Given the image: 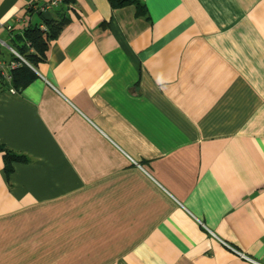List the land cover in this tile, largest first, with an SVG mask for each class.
I'll return each instance as SVG.
<instances>
[{
	"label": "crops",
	"instance_id": "0c3cea01",
	"mask_svg": "<svg viewBox=\"0 0 264 264\" xmlns=\"http://www.w3.org/2000/svg\"><path fill=\"white\" fill-rule=\"evenodd\" d=\"M49 1L0 0V69ZM141 2L75 0L0 93V264H264V0Z\"/></svg>",
	"mask_w": 264,
	"mask_h": 264
},
{
	"label": "trees",
	"instance_id": "16d2710c",
	"mask_svg": "<svg viewBox=\"0 0 264 264\" xmlns=\"http://www.w3.org/2000/svg\"><path fill=\"white\" fill-rule=\"evenodd\" d=\"M60 4L47 12H41L42 4H33L27 8V13H35L40 22L28 26L21 34H11L9 48L15 51L26 64L9 52V62L0 69V93L13 89L15 94L20 93L26 86L36 79L32 71L39 63L45 60V53L50 42L54 41L61 30L70 22L68 11L74 5L75 0H60ZM112 9H120L132 6L135 9V17L147 19V10L141 0H107ZM10 62L18 64L16 68H5ZM5 69V70H4ZM8 76V80L5 78ZM2 154L3 174L6 179L13 172L16 164L27 163V158L22 154L14 153L0 144Z\"/></svg>",
	"mask_w": 264,
	"mask_h": 264
},
{
	"label": "built area",
	"instance_id": "2783aa9c",
	"mask_svg": "<svg viewBox=\"0 0 264 264\" xmlns=\"http://www.w3.org/2000/svg\"><path fill=\"white\" fill-rule=\"evenodd\" d=\"M60 2H61L60 0H51V1L47 2V3H43L44 5H43V7L40 8V11H41V12H47V11L51 10L52 8L57 7V6L60 4ZM9 29H10V28L8 27L7 30H9ZM8 50H9V52H10L13 56H15L16 58H18L20 62L26 64V63L24 62V60H23L18 54L15 53V51H13V50L10 49V48H8ZM17 66H18L17 63H15V62H10L5 68H7V69H13V68H16ZM2 68H3V67H2ZM4 70H5V69H4ZM5 78L8 80V76H6V74H5ZM9 92H10L11 94H14V90H9Z\"/></svg>",
	"mask_w": 264,
	"mask_h": 264
},
{
	"label": "bare ground",
	"instance_id": "6f19581e",
	"mask_svg": "<svg viewBox=\"0 0 264 264\" xmlns=\"http://www.w3.org/2000/svg\"><path fill=\"white\" fill-rule=\"evenodd\" d=\"M10 90H13V89H10ZM9 92V91H8ZM10 93V92H9ZM11 94V93H10ZM14 94H15V92H14Z\"/></svg>",
	"mask_w": 264,
	"mask_h": 264
}]
</instances>
